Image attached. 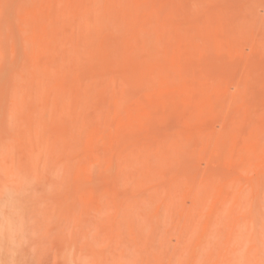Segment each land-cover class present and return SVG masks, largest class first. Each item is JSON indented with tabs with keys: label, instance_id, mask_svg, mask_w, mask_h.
Listing matches in <instances>:
<instances>
[{
	"label": "rangeland",
	"instance_id": "rangeland-1",
	"mask_svg": "<svg viewBox=\"0 0 264 264\" xmlns=\"http://www.w3.org/2000/svg\"><path fill=\"white\" fill-rule=\"evenodd\" d=\"M0 264H264V0H0Z\"/></svg>",
	"mask_w": 264,
	"mask_h": 264
}]
</instances>
